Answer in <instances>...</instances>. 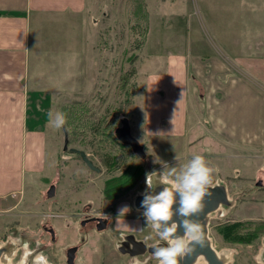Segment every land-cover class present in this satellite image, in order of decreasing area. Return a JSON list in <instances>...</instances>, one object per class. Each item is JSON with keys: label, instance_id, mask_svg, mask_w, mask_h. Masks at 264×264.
Masks as SVG:
<instances>
[{"label": "rangeland", "instance_id": "rangeland-1", "mask_svg": "<svg viewBox=\"0 0 264 264\" xmlns=\"http://www.w3.org/2000/svg\"><path fill=\"white\" fill-rule=\"evenodd\" d=\"M242 2L145 0L148 17L138 20L141 26L137 32L133 0H87L86 11L78 18L81 29H76L86 43L81 47L82 56L75 57L74 65L66 58L43 57L42 89L59 92L51 103L41 105L47 131L46 170L28 179L22 194L0 199V247L5 254L0 264H68L66 250L75 245L80 247L77 264H128L132 258L118 250L117 228L135 229L139 237L147 239L153 229L147 226L142 211L110 216L112 223L103 231L84 228L81 221L105 211L109 216L106 207L112 203L120 213L124 206L130 210L136 197L148 191L146 174L156 172L154 180L162 182L159 177L164 164L179 168L194 154L205 156L216 169L210 186L225 185L230 200L208 217L213 247L224 264H264V230L254 239L249 235L238 240L228 234L232 223H240L244 233L264 228V147L227 145L221 136L209 133L211 122L204 116L188 136L153 137L145 131L147 80L165 68L166 53L184 49L189 54L212 55L218 46L239 56L240 21L248 15ZM229 63L233 75L247 73L232 58ZM258 82L264 93V81ZM203 93L199 91L202 101ZM49 111L64 112L67 124L52 128ZM182 116L177 106L175 119ZM124 117L143 145L146 158L117 138L115 130ZM64 128L69 148L84 150L100 172L90 169L79 154L64 149ZM104 154L116 159L113 168L103 161ZM130 165L145 169L140 181L116 199L105 198V182ZM53 184L56 194L49 197ZM133 221L136 227L125 224ZM45 226L55 230L56 241ZM157 240L155 234L148 242ZM132 261L158 264L150 254Z\"/></svg>", "mask_w": 264, "mask_h": 264}, {"label": "crops", "instance_id": "crops-1", "mask_svg": "<svg viewBox=\"0 0 264 264\" xmlns=\"http://www.w3.org/2000/svg\"><path fill=\"white\" fill-rule=\"evenodd\" d=\"M242 3L251 15L244 14L240 21L239 56L218 46L212 55L184 49L166 53L165 68L147 80V135L188 136L204 116L211 122L209 133L227 145L264 147V93L258 82L264 81V0ZM86 4L0 0V199L22 194L27 180L46 170L41 105L51 103L59 92L42 89L43 57L66 58L74 65L75 57L82 56L86 43L76 29H81L77 23ZM230 58L249 75H233ZM199 91H204V101ZM177 106L183 114L178 121Z\"/></svg>", "mask_w": 264, "mask_h": 264}, {"label": "clouds", "instance_id": "clouds-1", "mask_svg": "<svg viewBox=\"0 0 264 264\" xmlns=\"http://www.w3.org/2000/svg\"><path fill=\"white\" fill-rule=\"evenodd\" d=\"M48 123L54 129H61L67 124L64 112H48ZM216 169L210 166L205 156L194 154L187 163L179 168L164 164V171L157 182L156 172L146 174L148 190L157 184L163 188L158 193H142V215L147 226L151 227L166 246H155L153 255L158 264H180L185 257L191 256L196 246H205L206 236L201 224L193 219L203 208L204 198L209 195L208 188L213 182ZM177 196L179 199L177 200ZM178 204V207H174ZM121 215L129 211L127 206L121 208ZM179 216L180 220L173 218ZM184 229V235L178 229Z\"/></svg>", "mask_w": 264, "mask_h": 264}, {"label": "water", "instance_id": "water-1", "mask_svg": "<svg viewBox=\"0 0 264 264\" xmlns=\"http://www.w3.org/2000/svg\"><path fill=\"white\" fill-rule=\"evenodd\" d=\"M121 123H122V126L118 127L115 130V134L117 138L119 139V141H121L125 145L130 146L132 150L135 153H137L142 159L146 158V152H145L143 145L132 134L131 125H130L128 118L126 117L122 118ZM64 131H65L64 149L65 150L69 149L70 152L78 153L81 156L82 160L86 163V165L90 169L100 172L101 169L94 164V162L89 158L88 154L84 150H81L75 147L69 148L70 141H69L68 131L66 128H64ZM162 188L163 186H159V187L155 186L154 189L148 190V191H152L155 194L161 191ZM208 191L210 194L204 198L202 210L193 217V219L197 220L201 224L205 232V236H206L205 246L200 247L199 245H197L195 252L191 256L185 257L183 260H181L180 264H195L197 260L199 259V257L201 256L206 260L207 264H224V261L221 259L220 255L218 254L216 249L213 247L212 242L210 240L209 229H208V217L211 213L217 211L222 205H227L230 202V200H229L227 188L223 184L209 186ZM55 194H56V185L53 184L51 185L48 191V196L54 197ZM178 199L179 197L177 196V200ZM142 200H143V195L142 194L138 195L135 199V206L137 209L144 211V209L141 207ZM174 207H178V204L176 206L174 205ZM173 219L177 220L178 222L180 220V217L176 216ZM106 226H107V222L102 221L100 225L98 226V229L103 230L106 228ZM178 234L183 236L184 229L179 228ZM263 243H264V240H263ZM142 245L144 246V248L138 253L133 252V255L143 253L146 250L147 247H145L144 244ZM159 246H166V244L165 245L161 244ZM154 247L155 246L149 249L150 252L153 253ZM75 249L76 248L71 249L70 252L68 253V263L69 264H75L74 262ZM3 254H4V249L0 247V261H1Z\"/></svg>", "mask_w": 264, "mask_h": 264}, {"label": "flooded vegetation", "instance_id": "flooded-vegetation-1", "mask_svg": "<svg viewBox=\"0 0 264 264\" xmlns=\"http://www.w3.org/2000/svg\"><path fill=\"white\" fill-rule=\"evenodd\" d=\"M76 154H78V153H76ZM109 200H111V199H109ZM106 210L110 212L109 216L106 215L107 214L106 211L103 213L104 215L90 214V215L86 216L81 221V226H83L84 228L93 227L94 229L99 230L98 226L100 225V223L102 221H105V222H107V226H106L105 229H107L108 226L110 225V223H112V220H110V216H113L114 214H121V213L119 212V209H118L116 203H112L110 205H107ZM133 210L134 211H142V213H143V210H140V209L136 208L135 202H133V206L130 207V210L128 211V214L131 213V211H133ZM125 214H127V213H125ZM125 224L127 226H128V224L130 226H133V227L137 226V223L135 221L129 222V223H125ZM105 229H103V230H105ZM45 230L48 231L51 234L52 241H56V232H55V230L53 228H49V227H46V226H45ZM103 230H99V231H103ZM117 230H118V235H119V238H120V245H119V249L118 250L120 251V253L128 255L132 259L136 258V257H139L141 255H145V254L153 255V253L150 252V250H149L151 247L157 246V245H161V244L165 245L167 243V242L161 241L159 239L155 243L150 244L148 242V239H150V237H152L153 235L156 234L154 230L151 231L150 236H147L148 237L147 239L139 237L138 236V232L135 229H131L130 228V230H128V229L122 227V228H117ZM142 244H144L145 247H147L146 250L143 253H139V254L133 255V252H137L138 253L139 251H141L144 248V246ZM73 248H76L75 251H74V262H75V264H77L76 261L78 260V253L80 252V247L76 246V245L75 246H71V247H69L66 250L67 263H68V253ZM132 259L130 260V262L128 264H136L134 261H132ZM144 264H148V262H146Z\"/></svg>", "mask_w": 264, "mask_h": 264}, {"label": "trees", "instance_id": "trees-1", "mask_svg": "<svg viewBox=\"0 0 264 264\" xmlns=\"http://www.w3.org/2000/svg\"><path fill=\"white\" fill-rule=\"evenodd\" d=\"M135 2L136 10L134 12L135 17H137V22L133 25L136 27L137 32L140 31V21L139 19H146L148 17L147 11L145 10V0H133ZM135 72V69H134ZM103 161L107 167L113 168L116 163V159L110 155H103ZM145 169L141 165H130L127 167L120 175L114 176L105 182L104 186V196L108 199H116L132 187H134L140 179L143 177ZM240 223H232L229 225V237L232 235L238 240L245 239L251 235V239L257 238L264 230L263 227H257L253 233H244L239 228Z\"/></svg>", "mask_w": 264, "mask_h": 264}, {"label": "bare ground", "instance_id": "bare-ground-1", "mask_svg": "<svg viewBox=\"0 0 264 264\" xmlns=\"http://www.w3.org/2000/svg\"><path fill=\"white\" fill-rule=\"evenodd\" d=\"M4 256H5V254L2 255V258H4ZM2 258H1V259H2ZM195 264H204V259H203V257H202V256L199 257V259L197 260V262H196Z\"/></svg>", "mask_w": 264, "mask_h": 264}]
</instances>
